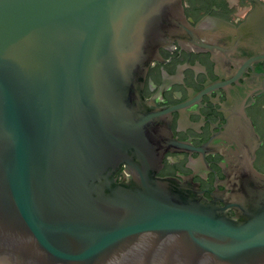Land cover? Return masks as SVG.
Returning <instances> with one entry per match:
<instances>
[{"label": "water", "instance_id": "1", "mask_svg": "<svg viewBox=\"0 0 264 264\" xmlns=\"http://www.w3.org/2000/svg\"><path fill=\"white\" fill-rule=\"evenodd\" d=\"M215 25L183 0H0V264H264L247 114L207 145L224 155L213 199L158 176L181 144L145 97L149 68L174 41L236 48L240 29Z\"/></svg>", "mask_w": 264, "mask_h": 264}, {"label": "flooded vegetation", "instance_id": "2", "mask_svg": "<svg viewBox=\"0 0 264 264\" xmlns=\"http://www.w3.org/2000/svg\"><path fill=\"white\" fill-rule=\"evenodd\" d=\"M192 25L218 31L217 21L240 29L237 47L215 50L174 41L159 50L145 81L146 99L166 110L172 136L181 146L163 157L160 177L191 178L209 200L226 179L218 148L241 134L243 117L253 121L261 143L254 166L264 173V0H183ZM124 168L117 177L123 179ZM234 214L233 211H231Z\"/></svg>", "mask_w": 264, "mask_h": 264}]
</instances>
